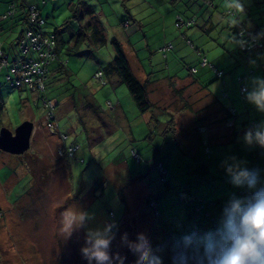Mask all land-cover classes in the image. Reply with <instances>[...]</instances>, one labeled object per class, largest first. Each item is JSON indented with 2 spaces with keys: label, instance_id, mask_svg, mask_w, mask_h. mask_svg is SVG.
<instances>
[{
  "label": "rangeland",
  "instance_id": "1",
  "mask_svg": "<svg viewBox=\"0 0 264 264\" xmlns=\"http://www.w3.org/2000/svg\"><path fill=\"white\" fill-rule=\"evenodd\" d=\"M69 1H47L44 5L42 0H39L42 15L46 20L42 26L43 30L53 32L55 27L61 26L70 15L67 8ZM160 1L172 10L170 2ZM200 1L197 0L189 5L191 9L189 17L198 20L197 25L181 28L172 26L173 36L176 34L179 37L180 33L187 32L192 44L185 42V38L182 39V43L176 39L177 42H172L173 49L167 52V59L163 57L165 52L158 51V42L163 35L162 20L155 15L146 17L147 6L145 2L141 3L142 0H137L138 4L127 6L129 12L135 16L134 19L142 25L131 26L136 33L130 39L132 45L137 43L136 48L140 57L150 60L146 62L148 73L155 71L152 73L155 75H166L165 65L169 61L168 66L171 71L175 66L178 67L179 79L189 76L188 68L197 47H201V51L209 55L208 60L218 55L221 56L220 59L222 57L230 59L231 65L225 66L223 70L225 84L220 79L215 80L214 73L207 68L197 75L204 76L203 82L207 85L205 88L207 87L211 94L189 79L179 82L161 81L155 86L147 85L149 99L156 108L155 112L159 113L153 117L149 112L144 115L139 113L125 84H122L116 93L110 83L102 87L92 85L89 91L82 92L83 86L88 85L92 74L97 69L106 67L108 59L114 56L110 41L118 35V32L111 26L114 20L112 9L115 7L114 9L119 10L124 17L127 15L118 0H107L106 3L101 4L105 13L103 19L107 43L97 49L94 48V55H88L89 57L78 59L72 55H65L68 61L70 56L73 58L72 64L73 60L84 62L75 67L78 72L75 75L67 77L63 71L49 72L45 95L57 104L55 115L59 128V132L56 130L52 135L57 137L60 144L76 148L74 155L69 158L71 173L68 176L64 174V177L59 174L62 170L58 173L57 170L63 167L61 160L64 155L60 156L58 152L56 153L57 148L54 153L57 158L59 157L58 160L54 156L51 160L45 157L39 159L37 156H24L23 160L28 163L36 181L41 182L38 177L41 170L54 167L55 174L58 173L59 186H55L57 181L51 179V184L54 186L52 190L40 191L43 198L40 203L42 208L37 212L34 204H28L24 208L25 220H21L22 214L16 212L10 214L8 213L10 209L5 211L0 208V264H89L81 252L82 247L85 246L88 230L103 229L109 225V221L114 219L110 216L109 209L114 212L116 220H121L125 201L127 216L125 224L118 227L119 231L111 242L109 249L112 256L111 264H118L117 253L124 257L123 264H136V254L122 243L121 238L124 233H127L128 239L133 241L136 240L137 233H143L162 264H172L176 241L173 240L191 231L197 208L195 202H182L178 196L180 190L191 196L197 194L202 196L205 205L199 212L198 225L199 232L203 233L212 229L209 225L211 217L208 213L218 218L229 196L233 193L240 196L239 192L246 190L228 183L225 170L221 167L222 160L226 157H235L239 161L246 162V167L250 169H260L264 177V153L259 152L258 146L250 147L243 139L248 129L243 121L258 120L261 125L264 123V112L257 111L246 100V94L245 98L241 99L237 83V78L245 75L249 70L256 72L259 78L264 75V71L260 66L258 55L254 56V51L248 53L240 51L235 35L230 33L227 25L228 17L231 16L226 14L232 9L228 6L229 0H212L213 6H206ZM147 3L153 5L154 2ZM7 4L6 0H0V15L3 11H8ZM157 5L162 12L167 13L160 3ZM250 6L253 10L257 9L255 4ZM182 10L185 11L186 7ZM211 10L216 14L222 13L224 17L218 15L220 18L216 19L214 14L216 26L214 30L205 32L199 26V21L201 18L208 19ZM254 16L256 17L257 13H254ZM17 34L18 29L13 32V36ZM143 35L147 37L148 47H146V37ZM169 37L172 41L173 37L171 35ZM210 38L215 44L210 42ZM124 41L131 55L130 47L127 45L128 40ZM5 47L8 48L7 45ZM82 49L87 51L85 46ZM253 75L254 73H251L249 77L247 76L248 90L255 87V84H251ZM0 83L4 106L0 128L5 125L13 134L24 120L30 118L27 115L29 108L25 105L31 103V93L24 88H13L6 83L4 71L0 73ZM92 92H95L92 95L95 100L90 96ZM116 96L121 100L122 111L118 109L117 112L113 109ZM220 103L234 108L237 112L234 126L239 132L237 141L228 142L232 131L224 125L226 111ZM31 104V109L35 111L33 101ZM198 125H205L210 128V133L220 136L215 138L219 144H207L210 149L209 155L203 154L202 143H198L196 134L192 133V130L196 132ZM59 133L67 135V138L62 140ZM182 137L186 141L175 140ZM202 139H207V135H203ZM30 149L31 145L27 151ZM132 149L138 151L140 162H135L136 160L131 157ZM0 154L7 153L0 150ZM156 161L163 162L176 186L166 187L157 179L158 173L154 169ZM199 165H205L206 171L198 169ZM17 170H20V167ZM145 171L148 175L143 177L144 184L128 183V179L135 178L138 173ZM44 180H47L46 174L42 176V181ZM64 183L68 186L65 189H69L68 197V194L63 195L62 189H59L60 186L64 187ZM28 185V175L22 176L17 182H12L8 189H6L8 185L0 183V196L3 200H14L29 189ZM149 188L153 194H158V197L162 198L163 211L159 220L145 207L146 189ZM210 202L214 203L211 205ZM47 209L54 211V216L48 213L45 216ZM80 211L87 214L84 225L74 227L68 234L65 231L66 220L73 212ZM161 221L167 224V232L174 237L173 239L167 236ZM92 264L96 262L93 260Z\"/></svg>",
  "mask_w": 264,
  "mask_h": 264
},
{
  "label": "crops",
  "instance_id": "2",
  "mask_svg": "<svg viewBox=\"0 0 264 264\" xmlns=\"http://www.w3.org/2000/svg\"><path fill=\"white\" fill-rule=\"evenodd\" d=\"M72 1L75 2L76 0H72ZM83 1H85L86 3L92 5L97 12H101V15H102L101 21H102L103 25L105 26L104 19H103L104 15H105L104 7L101 4L102 3L103 4L106 3L107 0H83ZM136 1L137 0L129 1L126 4L125 7H123L121 5L122 8L127 12V15L125 17L122 14H120L119 10L114 9L115 7H113L112 11L114 13V20L111 23V26H113V29H116L117 32H118V35H115L114 38H117L121 42V44L123 46V49H124V52L126 54V57L128 59V63L130 65L131 70H132L133 74L135 75V77L137 79H139L141 82H145L146 83V81H147L148 85H150V86H155L156 83L160 84L161 81L173 80V81L179 82V81H184V80H188L189 79V80L195 81V83L199 87L203 88L208 93H210L208 91V88L207 87L205 88V86H207V85L203 82V80H205L204 76H200V77L197 76L198 74H201L202 71H206L205 70L206 68L209 69L212 73H214L213 70L209 66H205V67L199 68L198 72L195 73V74H192L189 71V76H187V77H185L183 79L182 78L181 79L178 78V74L180 72L178 71L179 69H178L177 66H175L173 68V71L170 70V66H168L169 61L165 65V67H166L165 68V70H166L165 74L166 75H161L160 76V75L152 74L155 71H152L151 73H148V71L146 69L147 68L146 62H150V60L145 59L144 57H140L139 50L136 48L137 47V43L132 45L131 39H130L136 33V30L132 29L131 26H133V27L134 26H142L138 21H136L134 19L135 16H133L129 12V8L127 7V6L132 5V4H138V2H136ZM151 1L154 2L153 5H148L147 2H151ZM165 1H168V2L171 3V5L173 7L172 10H170L169 7L167 8V6L165 4H163L164 2H161L160 0H146V1L142 0V2H141V3H143V2L146 3V6H147L146 7V17L149 16V15H155L157 18H160L162 20V23H163V35L161 37V40L158 42V51H160L161 47L166 42H170V40H169V38H170L169 36L170 35L173 37V40L171 41L173 43H174V41H176V39H177V41L179 43L180 42L182 43L183 42L182 41L183 38H185V39L191 38V37H189V35H187V32H185L184 34L180 33L179 37L176 34L173 36L174 29H173L172 26H175V24H174L175 20L179 16L184 18V19L190 18L189 17V13L191 12V9H190L189 5L194 3V2H196L197 0H176L174 2H171L169 0H165ZM6 2L8 4L11 3V2L14 3L15 12L12 15V17L10 16L9 18H7L5 20L2 19L0 21L1 26L3 28L2 29V33H1L2 34L1 35V39H2L3 47L5 49H7V52L9 54V58L13 59L17 55H19L18 46H17V39L21 35V33L24 32L23 30L25 28V22L22 21L21 19L24 16L25 8H27L28 6H30L32 4H39V0H16V1L15 0H6ZM70 2H71V0L69 1V3ZM241 2L244 5V12L242 14H238L237 13V16H235V17H228V19H229L228 23L229 24L227 26L229 27L230 33L235 35V30L232 29L231 27H235V26L241 24V25L245 26L246 30H248V31H250L252 33L258 34L261 37V41L264 42V0H252L251 2H249V0H241ZM69 3L67 4V8L69 6ZM157 3H160V5L167 10V13L162 12L160 10L159 6L157 5ZM211 4H212L211 6H213L212 0H211ZM250 4L251 5L255 4L257 9H254V10H257V11H254L251 8ZM183 7H186L185 11L182 10ZM5 12H6V10L3 11V13H5ZM3 13H1V15ZM254 13H257L256 17L254 16ZM141 14H143V13H141ZM214 14L216 15V19L220 18L219 16L224 17V15L222 13L218 12L216 14V12H213V10H211V12H209V16H208L209 18L208 19L201 18L200 21H199V26H201V28H203L205 30V32L209 31V30H214V28L216 26V24L214 22L215 21ZM233 18L236 19L235 20V25L233 24ZM262 18H263V20H261ZM126 20H130V23L127 26H124L123 22L126 21ZM85 21H87V20H85ZM85 21L81 20V23L79 25H82V24L84 25V23H86ZM197 22H198V20L195 21V24L193 26L197 25ZM18 24H21V26H19ZM77 26L78 25L75 24L73 26V29H69V27H68L66 30L59 31L58 36H59V42H60L59 45H60V47L63 44L64 45H67V44L70 45L71 44V42L68 40L69 39L68 34H70V32L72 33L71 30L75 31L77 29ZM17 29H18L17 36H13V32H15V30H17ZM168 30L170 31L169 34H168ZM143 36L146 37L145 35H143ZM229 36H231V35H228V37ZM235 38H236V35H235ZM126 39L128 40L127 45L130 47L131 55H129V53H128L129 51H127V47L124 45V43H125L124 40H126ZM8 41H9V44H8ZM210 42L215 44L214 40L211 39V38H210ZM5 45H7L8 48L5 47ZM148 46L149 45L147 43V37H146V47H148ZM78 51L79 52L76 55H72V56L78 57V59L79 58L89 57L85 53L84 49L80 48ZM200 54H204V53L201 51V47L200 48L197 47L196 48V53L194 54L193 59L190 61L191 65H189V67L198 66L199 55ZM90 55H94V53L92 52ZM149 55H150V53H149ZM204 55L206 57L209 56L208 54L207 55L204 54ZM253 55L254 56L258 55V60H259L260 63H262L264 61V49H263V52H261V53L259 52V54L258 53H254ZM28 56L31 57V58H35L36 57L34 52H29ZM163 57H164V59H167V54L165 56H163ZM220 57L221 56L218 55L217 57H215V58H213L211 60H208V57H207V60L210 61V63L213 64L215 68H217L219 70H224L225 66H230L231 65V62H230L231 60L228 59L227 57H225V58L222 57L220 59ZM69 58H70V60L69 61L67 60L68 61V63H67L68 67L66 69H64V71H63V72H65L67 77L71 76L72 74L75 75V73H78L75 67L77 65H80L81 63H84V62H81V60H73V64H72L71 62H72L73 58L71 56ZM112 58L108 59L109 60L108 63L112 60ZM93 59H95V58L93 57ZM96 61H98V60H96ZM177 64L179 65V63H177ZM50 68H51L52 72L59 71L58 70L59 66L57 64H52L50 66ZM253 73H254V75L252 76L253 80H251V81H254L255 78L259 77V76H257L256 72H252V74ZM250 74H248V75H250ZM247 76H245V79H244V83L246 85H247V83H246L247 82ZM214 79L218 80L215 77H214ZM261 79H264V75H262ZM108 83H110L111 88L114 91V93H116L117 90L122 85V83H120L115 76H111L109 78V82ZM251 84L253 85L254 83L251 82ZM87 86L91 87L90 83H88ZM87 86H85V85L83 86L82 92L89 91ZM94 93L95 92H92V94H91L92 100L94 99V97H92V95ZM1 97H2V91H1V87H0V99H1ZM34 97H35V94H31L32 101H34ZM32 101H31V103H32ZM31 103L29 102L28 106L25 105L26 108H29V110L27 111V115L31 119L28 118L29 120H24V121L31 122L32 125H33L31 138H30V145H31L30 151L26 150V151H24L21 154H13V153H9V152H6L7 154H0V183L4 184L5 186L8 185L6 189H8V187L11 186L12 182H15V181L17 182L22 176H27L28 175V177H29V185H28L29 187L28 188L30 190L27 189L21 195V197H18V198L14 199V200H10V199H6V200L4 199L3 200V198L0 196V208L4 209L5 211H7V210L9 211V209H10V211L8 212L10 214L14 213V212H16L19 215L22 214L21 217H20L21 220H25L26 219V216H25V213H24L25 212L24 208L26 206H28V204L29 205L34 204L35 207H36L37 212L39 211V208H42L40 203H41V200L43 198H41L42 194L40 193V191L49 192V191L52 190V188L54 186L51 184V179H53L54 181L55 180L57 181V183L55 182L56 183L55 186H59V183H58L59 180H57V174L59 173L60 170H62V171L59 174H62L63 177H64V174H67V176H68L69 173H71L70 172V167H69V165H71V163L69 162L68 158L63 156L62 157L63 160H61V162H62L61 165H63V167L61 169L57 170L58 173L55 174V170L56 169L54 167H52L51 169H47V170H41L40 174L37 173V175L39 174L38 177L41 179V182H38V181L35 180L34 174L30 170V168L28 166V163L24 162L23 159H24L25 155H29L30 157L37 156V158H39V159L42 158V157H45V158H47V160H51L52 156H54L55 159L58 160L59 157L58 158L56 157V153L58 152V150L60 148L65 146L63 143L60 144L59 140L57 139V137L52 135L53 133H51L50 131L47 130V127L44 124V112H45L44 107L41 106L40 104H38L37 106H35V111H33L31 109V107H32ZM121 105L122 104H121V100H120L119 96H116V102H115V106H113V109L117 110V112L119 111L118 109H120L122 111ZM56 106H57V104H56ZM222 107L224 108V111H226V112L230 110V107L223 106V105H222ZM2 108H3L2 111H0V122H2V113L4 112V106ZM117 116H119V114H117ZM55 120H56V115H55ZM223 122H224L225 127H227L226 126V120H224ZM243 123H244V121H243ZM56 126H57V129L59 131V128H58L57 124H56ZM234 126L231 128L232 133L230 134L231 136L229 135L230 139L228 140V142L237 141V139H238L237 138V134H239V132H237L234 129ZM2 128H6L7 129V127L5 125H4V127H1L0 130ZM200 129H201V132L199 131ZM192 133L196 134V139H197L198 143H200L201 138H202L203 135H207V139L206 140H207L208 143L219 144L217 141H215V138H217V137L219 138L220 136H215L214 134L210 133V128L206 127L205 125H198V127L196 128V132H195V130H192ZM175 140L177 142L186 141L184 139V137L179 138V139L176 138ZM56 148H57L56 153H54ZM18 167H20V170H17ZM44 174H46L47 180L42 181V176ZM64 180H66V177H65ZM63 182H65V181H63ZM143 182H144V180H143V178H141V180L139 179L138 181H136V184L143 183ZM65 184L66 183H64V187H62V186L59 187V189H62V194L63 195L69 193L68 192L69 189H65V187L66 188L68 187ZM38 185H39V188H38ZM36 187H37V189H36ZM146 187H148V186H145V188ZM150 191H151L150 188L148 190L146 189L147 194H149ZM147 194H146V197L148 196ZM68 196H69V194L67 195V197ZM47 213L50 216H54V211L51 212V211H49V209H47L45 211L44 215L46 216Z\"/></svg>",
  "mask_w": 264,
  "mask_h": 264
},
{
  "label": "clouds",
  "instance_id": "3",
  "mask_svg": "<svg viewBox=\"0 0 264 264\" xmlns=\"http://www.w3.org/2000/svg\"><path fill=\"white\" fill-rule=\"evenodd\" d=\"M228 6L237 13L244 12L241 0H229ZM253 83L254 88L245 89L246 100L257 111L264 112V79L257 77ZM243 139L250 147L264 149V123L248 129ZM221 167L228 183L246 189L248 194H231L224 202L213 229L203 233L192 231L179 237L174 243L172 264H264V177L261 170L250 169L246 162L235 157H226L221 161ZM86 215L83 211L73 212L65 222V231L70 234L74 227L83 226ZM113 227L106 225L103 229L88 230L81 252L89 264L93 260L96 264H111L109 249L114 238ZM121 240L136 254V264H162L143 233H137L135 241L129 240L124 233ZM116 259L118 264H123V256L117 253Z\"/></svg>",
  "mask_w": 264,
  "mask_h": 264
},
{
  "label": "trees",
  "instance_id": "4",
  "mask_svg": "<svg viewBox=\"0 0 264 264\" xmlns=\"http://www.w3.org/2000/svg\"><path fill=\"white\" fill-rule=\"evenodd\" d=\"M47 1H55V0H42V3L45 4V3H47ZM118 1L121 3V5L123 7H125L126 4L131 0H118ZM169 1L174 2L176 0H169ZM201 1L206 6L212 5L211 0H201ZM32 5L35 7V10L38 13V18L42 20V23H37V21H36V23L30 22V20H29V15H30L29 9H28V7L25 8L24 16L21 19L22 21L25 22V28L23 30L24 32H22L21 35L17 39V46H18L19 55H17L13 59L9 58V54L7 52V49H5L3 47L2 39H1V35H2L1 33H2L3 28H2L1 23H0V50L7 56V58H6L7 62L5 65L3 64L0 67V73L2 71H4V79H5L6 83H8L11 87H13V88L17 87L19 89L24 88L25 90H27L31 94H35L33 104L35 106L40 104L41 106L44 107V109H45L44 117H45V115L47 114V112L49 110V107L46 105V103L51 102L52 104H54L53 99H49L45 95V91L47 88L48 75H49V72L51 71L50 66L52 64H57L59 66L58 72L64 71V69H66L68 67V64H67L68 61H67V59H65V57H64L65 55H76L79 52L78 50L80 48H82L83 46H85L87 49V51L85 50V53L87 55H90L93 52L94 48L97 49L100 46L105 45L107 43L108 39L106 37V28L101 21V18H102L101 12H97L92 5L86 3L83 0H76L75 2L71 0V2L69 3V6H68V9L70 11V15L67 16V18L64 20V22L61 24V26L55 27L53 32L44 31L42 29V26L46 23V20L42 15L41 8H40L39 4H32ZM14 8H15L14 3L13 2L9 3L8 4V11H6L5 13H3L0 16V21L2 19L5 20V19L9 18L10 16L12 17V15L15 12ZM226 14L231 16V17L237 16V12L233 8L228 10V12H226ZM81 20H84V21L87 20V21H85L86 23H84V25L83 24L79 25L81 23ZM180 21L182 22L180 24V26L176 25V23L180 22ZM195 21L196 20L193 17L184 19V18L179 16L176 18L174 24H175L176 28H181L182 26L190 27V26H193L195 24ZM129 23H130V20H126L123 22V25L127 26ZM75 24L78 25L77 29L75 31L71 30L72 33L70 32V34H68V36H69L68 40L71 42V44L70 45H68V44L64 45L63 44L60 47L59 36H58L59 31L66 30L68 27H69V29H73V26ZM231 28L235 30L236 40L238 41V47H239L240 51H242L244 53L254 51V53H258V54H259V52L260 53L263 52L264 42H262V41H260V42L263 43V46L259 49L248 50V51L242 50L241 49V40L245 36V34L243 36H239L238 32L245 29V26L239 24V25H237L235 27H231ZM28 31L39 33L43 37H51V36L54 37V39H53L54 45L52 48L53 56L48 61V64L46 66V71H45L44 75L41 77V80H40V85L42 86L41 88L35 87L34 89H32L31 87H29L24 82H21L20 83L21 85H17L15 83L16 78H17V74H15V72L11 71L12 65L15 61L20 62V61L25 60L27 58H31L28 56L29 52H34V54L36 56L35 58H33L34 60L38 59L37 52L30 50L29 52L24 54V52L20 48L19 42H21V41H24L26 43L29 42V38L27 36ZM254 34H256V33H254ZM260 40H261V37H260ZM185 42H187L188 44H192V41L190 39H185ZM110 43H111V47L113 49L114 56H113L112 60L109 63H107L106 67H104L103 69H98L97 71L94 72V74L91 76V79L89 81L90 85L91 86L97 85V86H101V87L105 86L109 82V78L111 76H115L120 83L126 85L128 92L131 95L139 113L144 115L147 112H149L153 117L155 115L159 114L158 112H155L156 108L154 107V104L149 99V96H148L149 94H148V89H147V85H148L147 81H146V83L141 82L139 79H137L135 77V75L133 74L131 67L128 63V59L126 57V54L124 52V49H123L121 42L117 38H113V39H111ZM169 44L171 45V48L168 50L164 49ZM173 46L174 45L171 41L166 42L161 47L160 51L162 53L165 52V55H166V54H168L167 52H169L173 49ZM65 51L68 54L65 53ZM202 57H205L207 59V57L204 54H200L198 66H192V67L188 68L192 74L197 73L199 68L203 67V66H200V61H201ZM260 64H261L260 65L261 68L263 69L264 61ZM192 68H195L196 71L193 72L191 70ZM98 72L101 73V76H100L101 81L94 80V75H96ZM252 72H253L252 70H249L245 75H243V76L241 75L237 78V83L239 85V95H240L242 100L245 98L246 92L243 95L240 93V85L244 84L246 86V84L244 83L245 76H247L248 74H250ZM7 76H9L10 79L7 78ZM215 78L218 80L219 79L222 80L223 84H225L224 74L220 78H218L216 76H215ZM238 79H240V81ZM1 86L2 85L0 83V87ZM87 87H88V89L90 88L89 86H87ZM90 96H91V94H90ZM2 107H3V99L1 97V99H0V111H2V109H3ZM55 109H56V104H54V113H55ZM236 114H237V112L235 111V109L231 108V107H230V110L226 112L224 120H226V123L228 121H231V124L229 126L226 125L227 128H232L235 125ZM252 122H256V123H258V127L260 126V122L258 120H253V121L245 120L244 125H247L248 129H250ZM199 131L201 132V129ZM200 142L203 145V154L206 155V153H207V155H209L210 149H209V146L207 145L208 144L207 140L201 138ZM69 146H71V145H69ZM66 148H68V147L65 145L63 147V150ZM206 148L208 149V151H206ZM258 150L260 153H264V149L258 147ZM75 151H76V148L74 149L72 154H70V155L65 154L64 156L69 159L70 157H72L74 155ZM133 153H136L138 155L139 159H136L133 156ZM131 157L134 160H136L135 162L141 161V158H140L138 151H136L134 149L131 150ZM159 164H160V167H159ZM199 168L203 172L206 171L205 165H199L198 169ZM154 169L158 173L157 179L161 183H163L166 187H169L172 185L176 186V184H174L172 182V180H173L172 176L168 173V170L164 167V164L162 161H156V163L154 164ZM145 175H148V173L146 171L138 173L137 177L132 178V179L131 178L128 179V183H130V184L134 183V182L136 183V181H138L139 179L141 180V178H143ZM143 180H145V179L143 178ZM239 194H240V196H245L248 193H247V190H242L241 192H239ZM147 195L148 196L146 197V206L145 207H147V210H149V212H151V214L159 220V218L161 217V212L163 211V207H162V203H161L162 198L158 197V194H153L152 191H150V193ZM178 196L182 200V202H184V203L195 202L197 204V208H196V212L194 214L193 220H192V226H191L190 232H192V231L199 232V225H198V223H199L198 222L199 212L203 208V206L205 205V202L203 201L202 196L200 194L191 196V195H188L184 190H180L178 192ZM213 203L214 202H210L211 205ZM126 205L127 204L125 201L124 210H123L121 220H119V219L116 220L114 212L111 209L108 210L110 216L112 218H114L113 220L111 219L109 221V225H114V227L111 229L113 234H114V237L116 236V234L119 231L118 227H121V226H123V224H125V220H126V216H127L126 215V211H127ZM208 214L211 217L209 219V225L213 229L216 226L217 218L215 216L211 215V213H208ZM160 223L163 227L165 226V232H166L167 236H169L171 239H173L174 237L170 236L169 232H167V229H166L167 224L163 221H161ZM175 240H178V238H174L173 241H175Z\"/></svg>",
  "mask_w": 264,
  "mask_h": 264
},
{
  "label": "built area",
  "instance_id": "5",
  "mask_svg": "<svg viewBox=\"0 0 264 264\" xmlns=\"http://www.w3.org/2000/svg\"><path fill=\"white\" fill-rule=\"evenodd\" d=\"M29 9V20L32 23H42V20L38 18V13L35 10V7L33 5L28 6ZM231 13V12H230ZM182 22H177L176 25L180 26ZM239 36H243L245 34V36L242 38L241 40V49L244 51H248V50H256L259 49L263 46V43L260 42V37L257 34H254L248 30H241L238 32ZM27 36L29 38V42L26 43L24 41L19 42L20 44V48L21 50L25 53L29 52L30 50H33L35 52H37V60H34L33 58H27L25 60H22L20 62H14L11 68L12 72H15V74H17V78L15 83L17 85H21V82L26 83L29 87H31L32 89H34L35 87H42L40 85V80L41 77L44 75L45 71H46V66L48 64V61L52 58L53 56V45H54V37H43L42 35H40L39 33L36 32H31L28 31L27 32ZM171 48V45L169 44L168 46H166L164 49L168 50ZM7 56L0 50V67L4 64H6L7 62ZM200 66H209L216 77L220 78L223 76L224 72L223 70H219L217 68L214 67L213 64H211L210 62L207 61V59L205 57H202L201 61H200ZM264 69V66H263ZM193 72L196 71L195 68L191 69ZM101 73L98 72L96 75H94V80L96 81H101L100 79ZM7 78L10 79L9 76H7ZM240 81V79H238ZM245 89H247V87L244 84L240 85V93L243 95L245 93ZM46 105L49 107V110L47 112V114L44 117V124L46 125V127L48 128V130H50L51 133H55V131L57 130V126L55 123V113H54V104H52L51 102H47ZM232 112V111H231ZM231 124V121H228L226 123L227 126H229ZM258 127V123L256 122H252L251 123V128H257ZM58 132V130H57ZM62 140H65L67 138V135L59 133ZM75 148L73 147H68L66 149L63 150V147L60 148L58 150V153L60 156H63L65 154H72V152L74 151ZM206 151H208V149L206 148ZM133 156L136 159L138 158V155L136 153H133ZM160 167V164H159Z\"/></svg>",
  "mask_w": 264,
  "mask_h": 264
},
{
  "label": "water",
  "instance_id": "6",
  "mask_svg": "<svg viewBox=\"0 0 264 264\" xmlns=\"http://www.w3.org/2000/svg\"><path fill=\"white\" fill-rule=\"evenodd\" d=\"M33 125L23 121L12 134L8 129L0 130V150L13 154H21L29 148Z\"/></svg>",
  "mask_w": 264,
  "mask_h": 264
}]
</instances>
